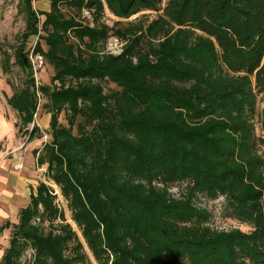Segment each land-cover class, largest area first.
<instances>
[{
  "label": "trees",
  "instance_id": "obj_1",
  "mask_svg": "<svg viewBox=\"0 0 264 264\" xmlns=\"http://www.w3.org/2000/svg\"><path fill=\"white\" fill-rule=\"evenodd\" d=\"M48 1L38 11L24 0L25 31L1 64L26 71L7 104L27 140L40 134L37 94L46 100L50 140L33 154L81 238L40 181L18 221L0 226L11 227L0 264H92L85 247L97 264H264V200L247 183L262 185L248 95L216 52L264 93V0ZM143 11L157 15L120 21ZM110 37L119 54L106 51ZM31 52L52 67L49 84L30 80ZM220 198V214L251 230L210 225L198 200Z\"/></svg>",
  "mask_w": 264,
  "mask_h": 264
},
{
  "label": "rangeland",
  "instance_id": "obj_2",
  "mask_svg": "<svg viewBox=\"0 0 264 264\" xmlns=\"http://www.w3.org/2000/svg\"><path fill=\"white\" fill-rule=\"evenodd\" d=\"M24 0H0V225L5 221L16 223L18 221L19 209L25 206L29 202L28 181L32 184L31 189H34L38 182L45 181L55 189L56 203L63 210L65 219L72 228L78 233L81 238L80 232L75 223L70 218V211L67 208L66 201L60 194V191L56 185H54L45 176L46 165L38 167L36 165L35 156L33 150L40 149L42 144L50 140L48 132L50 114L46 111V100L41 95L37 94V110L34 116V123L38 125L40 129L39 137H34L31 140H27V134L25 133L26 127L22 130H18L16 123L19 121L17 112L7 104V97L12 94V87H20L26 79V71L20 68L18 65H11L8 72H4L1 64V56L3 51H7L12 55L14 48L21 42L22 33L25 31V13L23 11ZM32 7L38 11H48V0H31ZM157 12L155 11H143L136 15L131 16L128 19L120 20L123 24L140 19L144 23L150 22L155 18ZM119 20L110 13L106 12L105 21L112 24L114 21ZM37 40V37L31 36L26 42V49L30 51ZM153 43H157V40H152ZM43 43V41H41ZM44 44V43H43ZM219 57L220 64L226 73L229 75L243 77L240 83L244 86L248 95L246 101L245 110L248 115V130L252 137L253 148L251 152L260 161L259 168L257 169L258 175L261 177L262 185H257L251 181H247L254 189H258L262 196L261 201L264 200V126H263V109H264V93L254 89L252 77H245V73L232 71L226 68V65L221 60L220 51L216 49ZM10 62H13L11 57ZM53 74L52 67L44 60L42 67L34 73L32 76L35 83L49 84L50 78ZM37 79V80H36ZM112 89H117L113 84L108 85ZM107 87V86H106ZM60 121L65 123L63 114H60ZM33 123L28 125V129L32 127ZM239 140V139H238ZM33 144L34 148L31 151H27V147ZM29 149V148H28ZM25 151L28 152L30 158V167L27 168V172L23 173L22 159L25 156ZM31 155H30V152ZM238 149L236 148L235 154ZM237 159V158H236ZM240 162L239 159H237ZM15 174V178H22L25 183H15L14 177H11L12 184L9 186L5 184V180L2 178V174L10 175ZM23 184V185H22ZM24 186V189L19 188ZM12 191L10 194L9 192ZM221 198L215 201L213 204L205 201L198 200L199 205L206 206L212 211V217L209 221L210 225L217 229H230L233 227H239L244 231L251 230V225L247 223H240L232 218L224 217L221 215L220 207ZM11 227L0 230V261L5 249L9 245ZM85 250L92 262L97 264L87 248ZM31 254V250L27 249L22 256V260L28 258Z\"/></svg>",
  "mask_w": 264,
  "mask_h": 264
},
{
  "label": "built area",
  "instance_id": "obj_3",
  "mask_svg": "<svg viewBox=\"0 0 264 264\" xmlns=\"http://www.w3.org/2000/svg\"><path fill=\"white\" fill-rule=\"evenodd\" d=\"M121 47H122V43L116 37H110L106 44V51L112 54H119L122 50ZM29 59H30L31 68H32L33 75H34V73H36L39 70V68L42 67L44 59L41 54L33 55L32 52L29 55ZM35 115L36 113L34 114V116Z\"/></svg>",
  "mask_w": 264,
  "mask_h": 264
},
{
  "label": "crops",
  "instance_id": "obj_4",
  "mask_svg": "<svg viewBox=\"0 0 264 264\" xmlns=\"http://www.w3.org/2000/svg\"><path fill=\"white\" fill-rule=\"evenodd\" d=\"M31 142H29V144H30ZM34 145V143L33 144H30V146L29 147H27V151L28 150H32V149H34V148H38V147H35V146H33ZM29 148V149H28ZM27 151H25V156L23 157V159H22V162H23V170H22V168H21V170L20 171H22L23 173H25V172H27V168L29 169V167H30V158L32 159V157H29V155H28V152ZM29 151V152H30ZM30 155H31V152H30ZM10 175L8 176V175H3L2 174V178L5 180V184H8L9 186H11V184H12V181H11V177H14L15 178V174H12V173H9ZM15 181L17 182L18 181V183L21 185V183H25V181H23V179L22 178H20V177H18V178H15L14 180H13V182L15 183ZM22 184V185H23ZM28 184L30 185L29 186V188H28V195H30V192H31V186H32V184L28 181ZM19 188H22V189H24V186H21V187H19ZM12 191H10L9 192V194L11 193ZM0 211L2 212V210L0 209ZM1 226V225H0Z\"/></svg>",
  "mask_w": 264,
  "mask_h": 264
},
{
  "label": "water",
  "instance_id": "obj_5",
  "mask_svg": "<svg viewBox=\"0 0 264 264\" xmlns=\"http://www.w3.org/2000/svg\"><path fill=\"white\" fill-rule=\"evenodd\" d=\"M30 80L33 82V81H34V78H33V77H31V78H30Z\"/></svg>",
  "mask_w": 264,
  "mask_h": 264
}]
</instances>
